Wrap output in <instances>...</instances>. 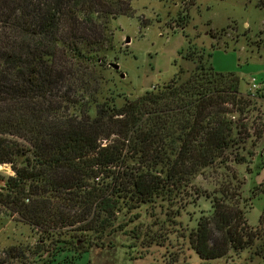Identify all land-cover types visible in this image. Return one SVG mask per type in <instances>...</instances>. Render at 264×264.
Masks as SVG:
<instances>
[{"label":"trees","instance_id":"trees-1","mask_svg":"<svg viewBox=\"0 0 264 264\" xmlns=\"http://www.w3.org/2000/svg\"><path fill=\"white\" fill-rule=\"evenodd\" d=\"M132 1L0 0V165L13 172L0 179V204L39 227L43 242L67 227L83 237L121 230L119 214L173 200L205 170L251 162L245 144L255 148L264 135V119L248 121L262 94L241 93L238 76L211 68L210 53L207 64L188 54L196 64L186 77L179 69L121 106L104 95L110 23ZM222 186L205 196L211 211L187 235L203 262L239 256L260 239L246 219L252 197ZM179 215L165 217L175 224ZM54 242L60 258L43 264H78L87 252Z\"/></svg>","mask_w":264,"mask_h":264},{"label":"rangeland","instance_id":"rangeland-1","mask_svg":"<svg viewBox=\"0 0 264 264\" xmlns=\"http://www.w3.org/2000/svg\"><path fill=\"white\" fill-rule=\"evenodd\" d=\"M187 3L188 0H133L128 14L111 21L113 35L106 45L111 50L105 57L104 95L113 97L117 106L126 98L157 90L179 69L186 77L196 64L187 60L188 54L194 58L203 55V63L207 64L206 55L210 53L211 68L238 76L241 93L254 92L249 87L252 78L256 84H264V4L260 0ZM178 22L182 25H176ZM112 63L118 65V70L111 67ZM254 100L256 111L248 115V121L264 119V103ZM250 141L245 150L253 153L251 162L233 165L228 171L205 170L179 191L173 190V200L166 202L160 197L130 214H119L114 228L121 230L101 237L92 233L83 237L74 227H67L60 235L57 229L50 230L48 240L43 242L39 227H31L0 204V264H43L48 259H58L54 241L59 236L76 242L81 250L73 251L75 255L87 251L81 254L78 264H170L172 259L176 260L173 264H264V259L254 255L259 250L264 257V226L258 223L264 214V135L255 148ZM0 167V179L13 175L9 165ZM226 181L231 189L238 185L242 197H252L246 219L250 227L257 228L260 239L239 256L231 254L203 262L189 248L187 235L200 215L211 211L205 196L218 195L216 192ZM178 209L175 224L166 220L165 214L173 216ZM135 215L138 216L134 218Z\"/></svg>","mask_w":264,"mask_h":264},{"label":"built area","instance_id":"built-area-1","mask_svg":"<svg viewBox=\"0 0 264 264\" xmlns=\"http://www.w3.org/2000/svg\"><path fill=\"white\" fill-rule=\"evenodd\" d=\"M249 87L251 90H253L254 92H252V94H254L256 91H259V89L261 88L259 84H256L255 83V79H251L250 82H249ZM4 167H6L7 165H2ZM3 168L0 167V171H2Z\"/></svg>","mask_w":264,"mask_h":264},{"label":"crops","instance_id":"crops-1","mask_svg":"<svg viewBox=\"0 0 264 264\" xmlns=\"http://www.w3.org/2000/svg\"><path fill=\"white\" fill-rule=\"evenodd\" d=\"M262 1H264V0H262ZM259 85H260V89H259V91H260V93L262 94V96H263V98L262 99H260V101H262V103H264V84H261V83H258ZM264 105V104H263ZM263 182H264V179H263ZM261 217V225L262 226H264V214H262V216H260ZM256 227V226H255ZM256 257V256H255Z\"/></svg>","mask_w":264,"mask_h":264},{"label":"water","instance_id":"water-1","mask_svg":"<svg viewBox=\"0 0 264 264\" xmlns=\"http://www.w3.org/2000/svg\"><path fill=\"white\" fill-rule=\"evenodd\" d=\"M126 42H128V40H127ZM111 67H112L114 70H118V65H117V64H113V63H112V64H111ZM119 76H120L121 78H123L124 75H123V74H120Z\"/></svg>","mask_w":264,"mask_h":264}]
</instances>
